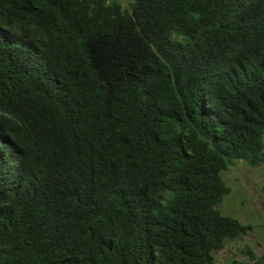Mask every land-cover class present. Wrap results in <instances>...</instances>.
I'll return each mask as SVG.
<instances>
[{"label":"trees","instance_id":"trees-1","mask_svg":"<svg viewBox=\"0 0 264 264\" xmlns=\"http://www.w3.org/2000/svg\"><path fill=\"white\" fill-rule=\"evenodd\" d=\"M264 157V0H0V264H215Z\"/></svg>","mask_w":264,"mask_h":264},{"label":"rangeland","instance_id":"rangeland-1","mask_svg":"<svg viewBox=\"0 0 264 264\" xmlns=\"http://www.w3.org/2000/svg\"><path fill=\"white\" fill-rule=\"evenodd\" d=\"M120 1L126 8L132 0ZM222 177L232 191L220 210L252 228L228 241L215 254V264H264V157L258 166L236 160Z\"/></svg>","mask_w":264,"mask_h":264}]
</instances>
